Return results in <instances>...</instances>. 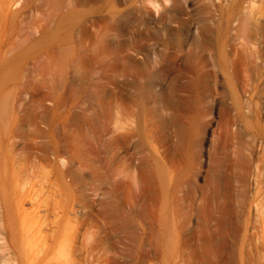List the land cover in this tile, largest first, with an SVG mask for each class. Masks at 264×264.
<instances>
[{
  "label": "rangeland",
  "instance_id": "obj_1",
  "mask_svg": "<svg viewBox=\"0 0 264 264\" xmlns=\"http://www.w3.org/2000/svg\"><path fill=\"white\" fill-rule=\"evenodd\" d=\"M15 1L0 221L17 234L0 264L22 249L65 262L70 241L87 264H264V0H158L161 21L146 0ZM180 19L170 44L149 36ZM7 192L27 212L11 205L14 223Z\"/></svg>",
  "mask_w": 264,
  "mask_h": 264
},
{
  "label": "bare ground",
  "instance_id": "obj_2",
  "mask_svg": "<svg viewBox=\"0 0 264 264\" xmlns=\"http://www.w3.org/2000/svg\"><path fill=\"white\" fill-rule=\"evenodd\" d=\"M12 1L13 0H1V4H2V9H1V12H0L1 13V16L7 14L8 9L6 8V6L10 2H12ZM20 1L21 0L15 1V3L18 4ZM146 1L148 2V4L152 8H154L157 12H159L158 21L163 20L164 17H165L166 12L165 13H164V11L163 12H160V9L162 8V6L160 5L159 1L158 0H146ZM167 1L168 0H166L165 2H167ZM162 4H163V2H162ZM139 9H140L141 12L142 11H145V12H147V14L149 16H151V14H150L151 11L149 10L148 7H146V5H142ZM18 12H20V11H18ZM1 16H0V18H1ZM6 19H7V17H6ZM148 19L147 18H144V17L141 18L142 22L145 25H147V26L149 24V20ZM125 20L128 21V18H126ZM122 23L123 22H120V23L117 22L116 24L119 25V24H122ZM187 23H188V20H186V19H180L178 21V27L175 29V31L172 32L171 29L168 27L169 25H166L164 33H162V30L160 28L159 30H154L153 33L152 32H149V36H151V37H158V40L157 41H159L161 43L163 42V43H166V44H170L171 43V40L169 39L170 35L171 34H174V33H182L183 31H187V28H188ZM116 24H114V26ZM123 24H125V23H123ZM112 26H113V24H108L107 27H106L107 30L112 29ZM163 35L166 36V40H164V36ZM203 35L204 34H200L199 36H195V39L191 43V45H193L194 48H199V47L202 46L201 44L203 42L200 41V40H198V39H199V37H202ZM184 41H186V40L179 39V41H178L179 47L180 46H183L185 44ZM188 53L189 54L186 56L185 61H191V59H192V57H190L191 56V53H192V50L190 52H188ZM127 111H129V109ZM53 117L55 118V115L54 114H53ZM50 133H51L50 134V138H51V141H52L55 138V127L54 126L51 127ZM62 161L64 163V160L63 159H62ZM65 176L66 175H64V177ZM11 195L12 194H10V192H7L6 194H4V203L7 206L8 213H9V216L7 218H9V220L12 223H14L13 222V218H14V208H13V206H15L17 208V211L19 213H21V215H24L25 216V215H27V212L23 209L24 200L23 201L22 200H17V198H15L16 199V202H14L13 198H8ZM14 203H15V205H14ZM11 205H13V206H11ZM12 225H14V224L8 223V226H10L8 228V227H5V224L0 221V236H1V239H5V237L2 234L3 233H6L8 231H10V233H13V235L17 234L16 233L17 229L14 228V226H12ZM85 244H87V243H82V246L80 247V251L82 252V250H83L85 252V254H87L88 251H89V248ZM75 245L76 244L73 241H70V242H68V243H66L64 245L65 250H67L66 251L67 254H65L64 256H67L68 255V258L66 259L65 262L64 261L62 262V260H58V259L57 260H54V261L49 260L48 259V254H46V253L40 254L39 252H33V251H29L27 249H22V250H20V257H19V261L17 262V264H87V262H88L87 255H85L83 258H80L79 256L77 257V255H76V251L77 250H76V246ZM1 247L4 250H6L7 249L6 242L4 244H2ZM82 254H83V252H82ZM7 261H10V257L9 256H8Z\"/></svg>",
  "mask_w": 264,
  "mask_h": 264
}]
</instances>
